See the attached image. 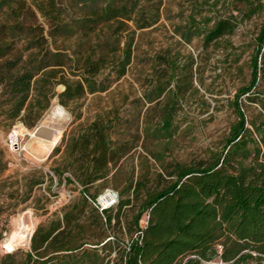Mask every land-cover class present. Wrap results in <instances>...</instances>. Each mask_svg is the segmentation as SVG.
<instances>
[{"label":"trees","instance_id":"16d2710c","mask_svg":"<svg viewBox=\"0 0 264 264\" xmlns=\"http://www.w3.org/2000/svg\"><path fill=\"white\" fill-rule=\"evenodd\" d=\"M153 1L73 0L71 13L53 1L34 2L37 12L49 22L46 33L51 39L68 42L64 47L68 49L70 40L78 37L77 51L70 56L60 51L43 53L45 28L36 22L35 12L24 0H0V13L6 16L0 22V90L7 105L2 113L11 123L20 119L32 126L26 118L36 108L39 113L50 97L56 95L66 107L85 94L105 91L107 86L99 80L105 69H112L115 78L122 77L131 60L135 30L158 21L160 1ZM238 1L245 8L239 18L221 17L205 29L189 26L181 38L189 42L193 35H201L208 46L233 33L240 21L264 11V0ZM27 19L34 21L28 24ZM129 22L134 27L131 31ZM99 28L106 32L103 42L86 47L92 34L99 37ZM16 40H24L30 51L25 61L5 59ZM255 41L249 83L238 89L232 102L236 121L221 150L193 164H165L161 156L153 157L161 162L155 180L147 175L127 180L116 203L99 211L92 204L97 198L93 188L98 181H107L129 150L123 145L115 147L109 133L112 127L93 122L79 138L69 137L60 160L50 170L53 177L46 173L42 180L76 184L82 202L90 201L93 207L92 225L97 231L89 234L86 224L77 222L75 211L80 206L72 203L61 216L53 215L35 228L22 260L8 253L0 264H264V93L254 92L260 65L264 66V23ZM67 62L78 66L79 75L71 73L78 79L64 74ZM57 85L64 87L58 94L54 92ZM164 92L165 88L157 86L149 92L155 94L149 101ZM246 102L257 104L259 111L248 116ZM174 115V105L169 102L151 136L170 140ZM30 185L32 188L34 182ZM128 207L130 214L124 213ZM121 217L129 240L104 237L113 221L121 223ZM113 252L116 258L112 262L108 257Z\"/></svg>","mask_w":264,"mask_h":264},{"label":"rangeland","instance_id":"374dc122","mask_svg":"<svg viewBox=\"0 0 264 264\" xmlns=\"http://www.w3.org/2000/svg\"><path fill=\"white\" fill-rule=\"evenodd\" d=\"M36 15V22L45 28V41L42 49L45 52H65L71 56L77 51L78 37L68 42H56L46 33L49 22L35 9L34 2L53 1L54 4L66 7L73 12V0H24ZM160 1L158 21L151 27L135 30L131 46V60L125 74L115 78L112 69H105L99 77L107 89L103 92L85 94L68 106L59 104L57 96L48 98L28 115V126L18 119L11 123L9 117L2 113L7 108L5 96L0 90V259L8 253H14L17 261L22 260L29 249L32 233L40 223H45L53 215L61 216L63 209L70 204H78L75 217L79 224L85 223L88 233L96 232L94 212L90 201L82 202L80 188L76 185L51 183L42 176L50 171L54 162L60 160L65 143L69 137L79 138L93 122H100L112 127L110 138L115 147L124 146L129 150L107 177L106 182L98 181L93 188L96 200L106 193L119 194L123 191L127 180H137L147 175L155 180L156 173L161 172V162L153 157L161 156L164 163L193 164L208 159L210 152L222 149L229 128L236 121L232 102L237 91L249 83V63L255 52V40L264 23V11L259 10L247 20L240 21L233 33L223 36L216 42L206 46L202 36L193 35L189 42L181 38V32L189 26L199 29L210 28L218 18L230 16L240 17L245 8L238 0H154ZM6 16L0 13V22ZM211 20L207 25L205 21ZM34 19L25 20L26 23ZM130 30L134 29L129 22ZM127 31V32H128ZM99 37L92 34L90 42L85 46L103 42L105 30L97 29ZM126 38L122 39L125 42ZM85 41V40H84ZM121 43V46L123 45ZM24 40H16L7 60L28 59L29 50L25 49ZM97 54L99 52H96ZM94 58H97L94 55ZM109 66V65H107ZM256 89L254 92L264 93V66L260 65ZM64 74L71 79L78 77L77 65L66 63ZM110 72V73H109ZM165 88V92L157 100L150 102L149 92L157 86ZM64 87L57 85L56 94ZM172 100V101H171ZM243 102L245 97L243 96ZM172 102L175 108L173 132L170 140L151 136L160 124L162 110ZM246 114L252 116L259 111L255 103H245ZM60 106L69 118L66 122L49 119L52 110ZM41 108V107H40ZM45 124L41 139L51 140L62 128L61 135L53 148L42 155H36L27 149L21 156L12 153L7 147V138L15 127L25 133H31ZM56 127V128H55ZM32 138L26 135L23 143L28 145ZM64 139L63 143L62 140ZM59 148L53 154V150ZM34 182L32 188L30 184ZM94 206V205H93ZM124 213L129 212V207ZM22 220L28 229L26 241L7 251L4 243L9 235L18 228ZM124 217L118 225L113 221L104 237L111 241L129 240L124 230ZM146 216L140 221L145 224ZM20 224V225H21ZM96 241V240H95ZM116 258L115 252L108 259ZM112 264V263H111Z\"/></svg>","mask_w":264,"mask_h":264},{"label":"bare ground","instance_id":"6f19581e","mask_svg":"<svg viewBox=\"0 0 264 264\" xmlns=\"http://www.w3.org/2000/svg\"><path fill=\"white\" fill-rule=\"evenodd\" d=\"M68 118V114L60 106L55 107L49 117V119L54 120L56 122H66ZM46 128L47 127H45V124L43 123L42 127L38 129L37 132L33 131L29 133L32 139L28 143L27 149L32 151L33 153H36V155H42L46 152H49L53 148V146L56 145L60 138L62 128L55 127L57 131L55 132L53 138L51 140L43 141L41 139V136L43 135L44 129ZM108 194L111 193H106V195L101 197L100 202L106 203L108 201ZM21 222L22 220H20L18 228L9 235V237L4 243V248L7 251H13L15 246L21 245L26 241L28 229L23 224H21Z\"/></svg>","mask_w":264,"mask_h":264},{"label":"built area","instance_id":"2783aa9c","mask_svg":"<svg viewBox=\"0 0 264 264\" xmlns=\"http://www.w3.org/2000/svg\"><path fill=\"white\" fill-rule=\"evenodd\" d=\"M29 136L28 133L23 132L20 127H15L9 134L7 138V147L8 149L18 156L26 154L27 146L23 143L24 138ZM31 138V136H30ZM106 195V194H104ZM103 195V196H104ZM100 196L95 202H92V204L98 208L99 211H102L106 209L107 207H110L116 203L117 195L116 194H108L107 199L108 201L106 203L100 202V198L103 197Z\"/></svg>","mask_w":264,"mask_h":264},{"label":"water","instance_id":"95a60500","mask_svg":"<svg viewBox=\"0 0 264 264\" xmlns=\"http://www.w3.org/2000/svg\"><path fill=\"white\" fill-rule=\"evenodd\" d=\"M41 128V127H40ZM40 128H37L36 130H35V132H37L38 131V129H40Z\"/></svg>","mask_w":264,"mask_h":264}]
</instances>
